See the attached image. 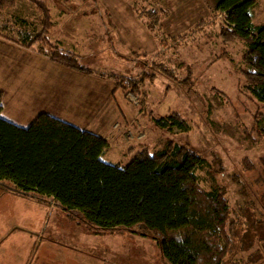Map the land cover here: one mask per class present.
<instances>
[{"label":"rangeland","instance_id":"374dc122","mask_svg":"<svg viewBox=\"0 0 264 264\" xmlns=\"http://www.w3.org/2000/svg\"><path fill=\"white\" fill-rule=\"evenodd\" d=\"M36 1L15 0V8L0 11V29L14 27L3 35L19 38L17 18L38 27ZM39 1L51 12V42L73 44L83 72L90 68L99 76L144 79L140 96L117 91L123 98L119 119L138 122L120 141L111 129L118 119L111 121L104 135L111 147L103 160L126 166L132 145L150 151L169 142L189 146L208 161L199 172L201 185L225 191L240 228L229 264H264V104L244 91L245 47L219 36L224 17L215 14V1ZM253 23L264 24V0ZM162 65L175 76L163 72ZM174 113L188 122V131L157 128L156 120ZM128 132L135 140H127ZM0 264L169 263L151 237L94 229L80 213L21 195L7 184L0 194Z\"/></svg>","mask_w":264,"mask_h":264},{"label":"trees","instance_id":"16d2710c","mask_svg":"<svg viewBox=\"0 0 264 264\" xmlns=\"http://www.w3.org/2000/svg\"><path fill=\"white\" fill-rule=\"evenodd\" d=\"M214 1L215 14L224 17L219 36L225 43L244 44V91L264 104V24L253 23L259 0ZM36 4L41 14L38 27L17 18L14 25L20 26L19 38L1 32H12V25L2 27L0 36L83 72L78 54L51 42V12L45 3L37 0ZM15 6V0H0V11ZM159 68L175 76L166 66ZM110 78L115 90L142 94L139 86L144 79ZM2 113L0 92V194L11 184L21 195L50 200L67 212L80 213L94 229L128 230L151 237L169 264H229L240 228L225 191L201 185L199 172L208 161L189 146L169 142L162 150L144 148L126 166L113 165L103 160L110 142L102 136L47 114L22 128L4 120ZM156 126L190 129L178 113L156 120Z\"/></svg>","mask_w":264,"mask_h":264},{"label":"crops","instance_id":"0c3cea01","mask_svg":"<svg viewBox=\"0 0 264 264\" xmlns=\"http://www.w3.org/2000/svg\"><path fill=\"white\" fill-rule=\"evenodd\" d=\"M57 44L80 54L73 44L61 40ZM87 70L90 72L60 66L48 56L0 36L2 118L29 128L41 114H47L104 138L111 121L118 119L111 129L116 139L122 141L126 131L133 127L132 122L138 121L136 118L120 120L123 98L117 97L114 81L99 76L93 69ZM134 146L127 152L129 157L140 151Z\"/></svg>","mask_w":264,"mask_h":264},{"label":"built area","instance_id":"2783aa9c","mask_svg":"<svg viewBox=\"0 0 264 264\" xmlns=\"http://www.w3.org/2000/svg\"><path fill=\"white\" fill-rule=\"evenodd\" d=\"M116 128H119V125H116ZM127 137H128L127 140H135L134 136L129 132L127 133ZM142 137L143 136H141L139 139H142ZM129 138H131V139H129Z\"/></svg>","mask_w":264,"mask_h":264}]
</instances>
